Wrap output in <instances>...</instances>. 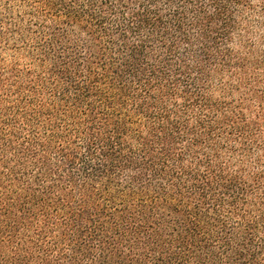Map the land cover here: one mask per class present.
<instances>
[{
  "label": "trees",
  "instance_id": "1",
  "mask_svg": "<svg viewBox=\"0 0 264 264\" xmlns=\"http://www.w3.org/2000/svg\"><path fill=\"white\" fill-rule=\"evenodd\" d=\"M263 16L0 0V264H264Z\"/></svg>",
  "mask_w": 264,
  "mask_h": 264
},
{
  "label": "rangeland",
  "instance_id": "2",
  "mask_svg": "<svg viewBox=\"0 0 264 264\" xmlns=\"http://www.w3.org/2000/svg\"><path fill=\"white\" fill-rule=\"evenodd\" d=\"M258 7H259V4L257 5ZM262 19V21H264V16L261 18ZM259 28V29H258ZM258 28H256V30H257V33H255V34H257L258 36H257V38L259 39V40H263L262 38L263 37H261L262 35H264V32H263V28H264V24L262 25V26H259ZM253 34V33H252ZM255 36V35H254ZM262 42H264V41H262ZM258 48H259V46H261V41H259L258 42ZM237 46V45H236ZM264 48L262 47V50H263ZM262 74V75H261ZM260 76H261V79H262V84L260 85V84H258L257 85V88L259 89L260 87L259 86H261V88L262 89H264V72H261L260 73ZM257 103V102H256ZM260 108H261V110L262 111H264V103H260Z\"/></svg>",
  "mask_w": 264,
  "mask_h": 264
}]
</instances>
